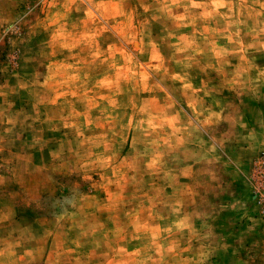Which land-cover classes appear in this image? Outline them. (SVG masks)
I'll use <instances>...</instances> for the list:
<instances>
[{
	"label": "clouds",
	"instance_id": "obj_1",
	"mask_svg": "<svg viewBox=\"0 0 264 264\" xmlns=\"http://www.w3.org/2000/svg\"><path fill=\"white\" fill-rule=\"evenodd\" d=\"M78 2L98 18L83 30L53 20L26 58L45 74L0 85V264H208L215 236L192 145L221 119L224 92L264 102V0H64ZM254 119L264 128L259 109ZM21 200L47 202L46 223L18 219Z\"/></svg>",
	"mask_w": 264,
	"mask_h": 264
},
{
	"label": "rangeland",
	"instance_id": "obj_2",
	"mask_svg": "<svg viewBox=\"0 0 264 264\" xmlns=\"http://www.w3.org/2000/svg\"><path fill=\"white\" fill-rule=\"evenodd\" d=\"M61 17L78 24L82 30L91 24L92 18H98L93 6L87 3L78 2L66 7L64 0H58L54 5L52 0L48 3L45 0H0V49L5 51L1 56L3 60L0 68H7V71H0V85L7 82L9 88L17 87L18 81L13 73L33 80L45 74V67L39 66L34 60L26 63V58L38 56L40 44L50 38L51 29L55 27L53 20L59 22ZM120 19L117 16L110 19L108 24L115 27ZM159 34L160 26L153 25V36ZM12 40L17 41L16 46L12 45ZM131 47H138V44L133 43ZM257 63L264 66V58L258 59ZM195 86H199L198 80ZM25 99L28 97L23 89L9 95L12 111L19 110ZM221 99L224 108L221 119L199 127L196 133L198 142L192 145L193 152L204 155V159L194 164L193 172L203 185L200 210L208 215L215 236V250L208 264H264V181L258 178L256 188L252 187L253 167L261 168L264 165V143H261L264 128L259 127L254 119L256 109L264 114V102L252 103L243 97L244 102L241 104L235 94L229 92H224ZM27 110L31 111L30 105ZM241 123L247 127L242 128ZM250 132H253L252 137H249ZM48 135L46 133V138ZM22 139L31 141V134L26 131ZM33 154L35 162L39 163V153L33 151ZM189 163L193 161L189 160ZM181 183L189 181L181 180ZM259 187H262L261 190ZM70 191L67 186L57 187L55 197H68ZM78 191L88 194L91 190L84 184ZM28 202L18 201L17 218L27 223L34 220L46 223L47 202L42 206L34 204L25 207ZM196 224L199 227L200 221ZM33 227L37 228L38 234L43 232L38 224ZM50 244V241L45 244V261L48 260L47 251H51ZM39 264H44L43 260Z\"/></svg>",
	"mask_w": 264,
	"mask_h": 264
},
{
	"label": "trees",
	"instance_id": "obj_3",
	"mask_svg": "<svg viewBox=\"0 0 264 264\" xmlns=\"http://www.w3.org/2000/svg\"><path fill=\"white\" fill-rule=\"evenodd\" d=\"M4 50L1 51L0 49V62L3 60L1 59V56L4 54ZM2 83V75L0 72V84ZM252 171H254V178L252 179V187L256 188V183L258 178H260L262 181H264V165L263 167L259 168L258 166H254ZM263 187V186H262ZM262 187H259L258 189L261 190Z\"/></svg>",
	"mask_w": 264,
	"mask_h": 264
}]
</instances>
